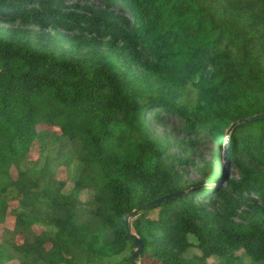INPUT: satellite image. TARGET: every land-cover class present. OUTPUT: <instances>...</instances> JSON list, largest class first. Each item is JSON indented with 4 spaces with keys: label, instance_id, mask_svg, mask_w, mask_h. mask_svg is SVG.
<instances>
[{
    "label": "trees",
    "instance_id": "1",
    "mask_svg": "<svg viewBox=\"0 0 264 264\" xmlns=\"http://www.w3.org/2000/svg\"><path fill=\"white\" fill-rule=\"evenodd\" d=\"M102 3L0 0V264H132L138 208L140 264H264V117L187 191L264 112V0Z\"/></svg>",
    "mask_w": 264,
    "mask_h": 264
},
{
    "label": "rangeland",
    "instance_id": "2",
    "mask_svg": "<svg viewBox=\"0 0 264 264\" xmlns=\"http://www.w3.org/2000/svg\"><path fill=\"white\" fill-rule=\"evenodd\" d=\"M65 3L66 4H80V5L95 4L96 6H98V5H101L103 7L105 6L102 3V0H65ZM110 10L113 11L114 13H116V14H119V15H121L120 13H123L119 9V7L116 6V4L111 5ZM127 15H128V13H127ZM0 17L2 18V21L0 23L2 25H7V22H5L6 17L5 16H1V15H0ZM165 121L168 123L166 126L165 125H158V124H155V122H153V126L155 127V129H156V131H157V133L159 135H164L166 132L171 131V130L176 128V118L175 117H169L168 119H165ZM225 141H226V139H225ZM225 141L223 140L220 143V146H219V145H215V143L212 142L209 139H206L205 141H202V139H201L199 141V144H196L194 146L193 149L195 151V154L191 155V158L194 159V162L198 166H203L204 165V162L202 161L201 158L205 159L206 161H214V152H216V149H218L220 151V154L223 155L224 149L222 150V145L224 146ZM172 150H173L174 153H178V150L176 148H171V151ZM221 164L223 165L224 170H227V172H228L227 176L228 177H230L232 174H236L237 175V169L234 168L232 164L226 162V155L224 156V158L222 160H220V166H221ZM207 171L209 172L210 169H207ZM58 176H59V178H66L67 177L66 166L63 165L61 167V169L59 170ZM186 176L190 177L191 179H194V180H201V179L204 178L203 174L201 173V170L196 168L194 166V164L187 168ZM213 183L214 182H211L210 184H213ZM225 183H226V179L222 183V185L224 186ZM205 184H207V183H205ZM2 230H3V226L0 225V235H1ZM18 241L19 242L22 241L21 237L18 238ZM191 252L192 253H200L198 251V249H195V248H193L191 250ZM218 260L219 259L216 256H211L209 258V262L210 263L217 262ZM6 264H18V263L17 262H11V263H6ZM138 264H140V262H138Z\"/></svg>",
    "mask_w": 264,
    "mask_h": 264
},
{
    "label": "water",
    "instance_id": "3",
    "mask_svg": "<svg viewBox=\"0 0 264 264\" xmlns=\"http://www.w3.org/2000/svg\"><path fill=\"white\" fill-rule=\"evenodd\" d=\"M261 117H264V112H261V113L255 114V115H251V116H248V117H245V118L238 119V120L234 121L228 127V129H227V138H226V141H225V144H224V156L226 155L228 144H229L230 133L233 131V129L238 124H240L242 122L256 120V119L261 118ZM227 175H228L227 170H224V174H223L221 180L218 181L217 186L222 185V183L225 181ZM205 186H212V185H210V184L198 185V186L191 187L187 191H195V190H198V189H200L202 187H205ZM185 192L186 191H184V190H180V191H177V192H173V193L161 196L159 198H156V199L146 203L144 207L158 205V204L162 203L163 201H165L167 199L173 198V197H175V196H177L179 194H183ZM139 209L140 208L135 209L133 212L128 214L127 217H126L127 230L129 231L130 236L134 239V251H133V256H132V264H138L139 260L142 257V251H143V242H142L141 237L137 233L131 231V220H132V218L134 216H136V214L138 213Z\"/></svg>",
    "mask_w": 264,
    "mask_h": 264
},
{
    "label": "clouds",
    "instance_id": "4",
    "mask_svg": "<svg viewBox=\"0 0 264 264\" xmlns=\"http://www.w3.org/2000/svg\"><path fill=\"white\" fill-rule=\"evenodd\" d=\"M217 184H218V183H217ZM217 184L215 183V184H210V185H212V186H213V185H217Z\"/></svg>",
    "mask_w": 264,
    "mask_h": 264
}]
</instances>
